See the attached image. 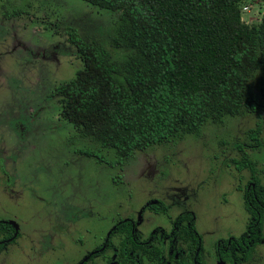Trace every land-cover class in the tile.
I'll return each instance as SVG.
<instances>
[{"label": "rangeland", "instance_id": "374dc122", "mask_svg": "<svg viewBox=\"0 0 264 264\" xmlns=\"http://www.w3.org/2000/svg\"><path fill=\"white\" fill-rule=\"evenodd\" d=\"M263 12L264 0L241 4L248 25ZM118 14L85 0H0V221L18 233L1 240L0 232V264H116L120 220H133L142 239L157 227L170 232L171 219L184 212L194 218L205 262L264 264V219L246 260L218 261L215 248L219 239L240 236L250 218L239 189L250 171L235 166L239 144L264 180L263 110L207 120L199 136L152 145L114 166L113 150L58 118L52 91L82 65L69 32L108 45ZM251 88L259 95L255 83ZM258 121L260 145L250 146L247 132ZM86 148L102 160L86 156ZM149 202L167 212L150 211ZM158 235L166 261L185 255L177 231L170 239Z\"/></svg>", "mask_w": 264, "mask_h": 264}, {"label": "trees", "instance_id": "16d2710c", "mask_svg": "<svg viewBox=\"0 0 264 264\" xmlns=\"http://www.w3.org/2000/svg\"><path fill=\"white\" fill-rule=\"evenodd\" d=\"M85 1L119 12L109 44L86 42L70 31L68 39L82 65L52 95L59 119L113 150L111 166L152 145L188 133L199 136L207 120L264 111V12L258 23L248 25L241 19L244 0ZM254 83L259 95L251 88ZM260 133L258 121L247 132L250 146L260 145ZM238 149L235 166L250 171L248 183L239 188L250 218L240 236L216 244L221 262L246 260L262 236L264 180L244 144ZM86 152L100 156L97 150ZM148 207L167 212L162 202ZM171 221L185 255L166 261L157 244L159 229L140 242L132 221L124 220L116 227L123 234L121 262L143 264L146 258L154 264H209L200 256L201 235L192 214L184 212ZM4 225L0 223V232L11 235L13 228Z\"/></svg>", "mask_w": 264, "mask_h": 264}, {"label": "flooded vegetation", "instance_id": "af4514ba", "mask_svg": "<svg viewBox=\"0 0 264 264\" xmlns=\"http://www.w3.org/2000/svg\"><path fill=\"white\" fill-rule=\"evenodd\" d=\"M82 154H83V152H81ZM84 154L86 155V156H89V153H85L84 152ZM90 156H92V155H90ZM54 163H56L62 170H64L65 169V166H64V164H61L60 163V165H59V162H52V164H54ZM55 164V165H56ZM56 165V166H57ZM150 203V202H149ZM149 203H148V206H149ZM160 203V202H159ZM148 209H149V207H148ZM150 210V209H149ZM150 211H153V210H150ZM154 212V211H153ZM124 220H130V221H132V223H133V232H134V235H135V237H136V239H138L140 242H142V241H144V239L146 238V237H148L149 235H150V233H149V235L148 236H146V237H144V238H142V239H139V237H137L136 236V232H135V224H134V222H133V220H131V219H123V220H120L119 222H118V224L121 222V221H124ZM172 220V219H171ZM0 223H2V224H5L4 225V227L6 226V228L7 229H11V228H13V233L11 234V235H8V236H6V235H4L3 233V235L1 234V240H13V239H15V237L17 236V232H16V228L14 227V225L12 224V223H9V222H5V221H0ZM116 227H117V225L115 224V226H114V229L113 230H115L116 229ZM173 227H175L173 224H172V221H171V230H170V232H166L163 228H161V227H157V228H155V230H157V229H159V232H160V237L161 238H168V239H170V237L174 234V232L175 231H178V229L177 228H175L176 230H173ZM112 230V231H113ZM112 231L107 235V238L105 239V241L103 242V245H104V248H106V245H108L110 242H109V239H110V236H111V233H112ZM154 231V230H153ZM152 231V232H153ZM115 231H113V233H114ZM232 239V237L231 238H229L228 240H231ZM220 240V239H219ZM218 240V241H219ZM216 242V244L217 243H219V242ZM215 248H217V245L215 246ZM236 252V251H235ZM216 255H217V253H216ZM179 257V256H178ZM175 258H177V257H175ZM218 259V258H217ZM174 260V259H173ZM136 261H137V259H136ZM230 262H232V261H230ZM130 263V262H129ZM224 263H228L227 261L226 262H224ZM81 264H83V263H81ZM116 264H124V263H122L121 262V260H120V258H119V260L117 261V263Z\"/></svg>", "mask_w": 264, "mask_h": 264}, {"label": "built area", "instance_id": "2783aa9c", "mask_svg": "<svg viewBox=\"0 0 264 264\" xmlns=\"http://www.w3.org/2000/svg\"><path fill=\"white\" fill-rule=\"evenodd\" d=\"M244 8H247L246 6Z\"/></svg>", "mask_w": 264, "mask_h": 264}]
</instances>
